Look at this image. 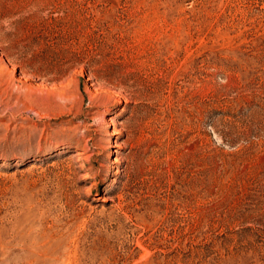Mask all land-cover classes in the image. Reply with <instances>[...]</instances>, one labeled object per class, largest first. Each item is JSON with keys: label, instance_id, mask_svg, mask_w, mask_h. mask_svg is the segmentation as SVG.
Instances as JSON below:
<instances>
[{"label": "rangeland", "instance_id": "rangeland-1", "mask_svg": "<svg viewBox=\"0 0 264 264\" xmlns=\"http://www.w3.org/2000/svg\"><path fill=\"white\" fill-rule=\"evenodd\" d=\"M0 264H264V0H0Z\"/></svg>", "mask_w": 264, "mask_h": 264}]
</instances>
